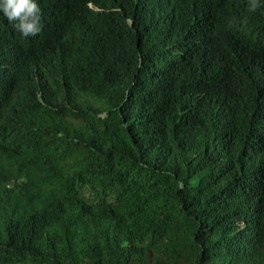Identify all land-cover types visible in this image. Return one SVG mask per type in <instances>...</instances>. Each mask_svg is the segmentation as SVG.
Instances as JSON below:
<instances>
[{"label":"trees","instance_id":"obj_1","mask_svg":"<svg viewBox=\"0 0 264 264\" xmlns=\"http://www.w3.org/2000/svg\"><path fill=\"white\" fill-rule=\"evenodd\" d=\"M0 12V264H264V0Z\"/></svg>","mask_w":264,"mask_h":264},{"label":"clouds","instance_id":"obj_2","mask_svg":"<svg viewBox=\"0 0 264 264\" xmlns=\"http://www.w3.org/2000/svg\"><path fill=\"white\" fill-rule=\"evenodd\" d=\"M257 6L256 0H252L250 10L254 11ZM0 12L14 22L24 37L36 36L41 31L40 8L34 0H0Z\"/></svg>","mask_w":264,"mask_h":264}]
</instances>
